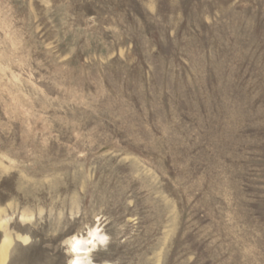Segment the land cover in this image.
<instances>
[{"label": "rangeland", "instance_id": "rangeland-1", "mask_svg": "<svg viewBox=\"0 0 264 264\" xmlns=\"http://www.w3.org/2000/svg\"><path fill=\"white\" fill-rule=\"evenodd\" d=\"M10 200L5 264H264V0H0Z\"/></svg>", "mask_w": 264, "mask_h": 264}, {"label": "clouds", "instance_id": "clouds-1", "mask_svg": "<svg viewBox=\"0 0 264 264\" xmlns=\"http://www.w3.org/2000/svg\"><path fill=\"white\" fill-rule=\"evenodd\" d=\"M11 207L12 202L10 200L7 204L0 207V214L4 212L5 208ZM38 214L43 217L44 209H39ZM17 219L20 224L25 225L31 224L36 219V216L30 212L25 214L23 209L20 210L19 215L16 213L6 215L0 219V232H2L4 227L9 229V225ZM72 219H75V217L73 216ZM83 228V234L78 229L61 241V245L64 247V254L68 257L66 264H94L92 254L98 250L106 249L110 242V236L104 231V226L98 222L93 225L85 224ZM17 238H20V234H17ZM23 242L25 244L30 242V237L24 235Z\"/></svg>", "mask_w": 264, "mask_h": 264}, {"label": "crops", "instance_id": "crops-1", "mask_svg": "<svg viewBox=\"0 0 264 264\" xmlns=\"http://www.w3.org/2000/svg\"><path fill=\"white\" fill-rule=\"evenodd\" d=\"M0 264H5L7 257V250L11 244L9 237H4L2 242H0Z\"/></svg>", "mask_w": 264, "mask_h": 264}]
</instances>
